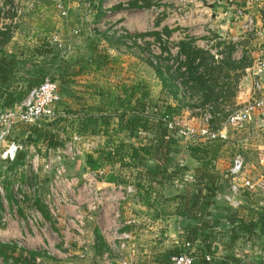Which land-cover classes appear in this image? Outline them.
<instances>
[{
	"label": "crops",
	"instance_id": "crops-1",
	"mask_svg": "<svg viewBox=\"0 0 264 264\" xmlns=\"http://www.w3.org/2000/svg\"><path fill=\"white\" fill-rule=\"evenodd\" d=\"M24 1H4V5H14L19 2L26 5L31 1L37 2ZM100 1L79 0V18L77 19L75 14L71 17L73 21L79 20V29L76 26L71 27V23L70 28H67L65 22L70 18L69 12L66 11V16H61L54 3L52 8L56 12L50 10L40 15L24 13L20 17L12 15L9 18L10 25L5 27L6 31H1L10 35V39L5 44H0V51L16 56L19 65L21 62L24 63L26 69H32L31 67L47 69L49 66L48 70L58 83L59 102L56 108L68 117H75L65 123L56 121V129H63L61 125H65L68 134L73 131L78 132L83 142L92 148L91 153L84 155L75 166L83 168L87 155L96 156L102 151L110 152L113 163L109 165L112 167L111 171L104 175L105 182L107 177L112 176L117 181L111 183L124 182L135 188L134 196L122 205L118 220H113L108 211L98 217L97 222H101L99 227H102L103 232H107L108 236L114 238L115 247H119L121 243L119 239L121 233L130 232L133 236V240L127 243L126 249L122 252V258L114 253L108 255L98 250L97 253L102 255L101 263L168 264L169 259L167 260L165 255L182 245L184 228L196 223L190 218L176 215L179 204L177 197L187 191H193L197 177L201 176L202 171L214 174L217 181L222 184L233 160L227 158V147L234 146L240 149L245 160L243 169L245 175H256L262 169L258 162L264 155V114H255L244 130L236 132L230 129L228 140L224 142L209 141L200 136H195L191 140L177 138L173 145L174 152L170 155V165L164 176L151 175L149 171L154 169L157 161L151 154L144 155L141 148L155 144L153 139L158 123L151 117L154 106L148 105L159 104L157 105L159 110H166L175 115L182 124H185L182 119L185 107H181L177 100L163 89L155 73L150 77L157 84V92L153 94L151 89L142 87L147 90L145 93L135 80L121 78L117 71L107 68L110 62L100 60L101 53L112 54L115 51L108 45L101 47L104 49L100 50L88 44L87 37L98 30L91 28H99L103 23L105 25L102 21ZM245 2L240 4L242 8H245ZM219 4L223 5V3ZM94 5H97L95 7L97 13L91 11L89 13L88 6ZM227 9V12L217 11L215 16H212L213 21H220L221 18L227 21V24L219 27L214 24L209 25L207 29L202 28L197 34L209 36L214 31L220 36L219 39H225L227 36V40L231 43L238 40L241 36L239 34L242 33L239 29L241 24L235 20L231 9L228 7ZM251 11L258 23L257 13L253 9ZM120 15L118 13L112 19L116 20ZM197 19L200 21L203 17L199 16ZM214 27L216 30L213 29ZM62 38L66 39L62 40ZM75 41L77 46L74 44ZM41 47H50L58 56H40L37 50ZM23 52H29V59L21 54ZM126 71L128 68L125 67L124 72ZM109 72L111 75L107 74ZM243 84H240L235 104H241L248 98L250 79L247 70ZM136 120L141 122L140 125L135 124ZM63 136L60 134L61 139H64ZM36 146L40 149L45 148L42 142ZM131 148L136 149L140 157L133 158ZM105 168L107 167L104 166L97 171L105 174ZM136 183H140L141 187L137 188ZM226 192V187L223 185L222 190L213 198L214 204L209 209V219L217 223L215 227L208 229L213 236L210 243L217 248V252L212 255V261L224 260L227 264L263 261L264 235L252 238L241 233L234 240L231 239L229 230L236 226L237 222L230 223L226 210H223L225 203L218 199ZM234 201L237 206L230 208L236 211L235 218L238 220L256 219L258 213H264V197L260 195H238L234 197ZM128 222L133 223L126 224ZM123 223L125 224L120 228L116 226ZM98 229L95 228L93 245L97 244L95 237L99 236L107 248V242ZM256 233L259 231L256 230ZM111 255L114 258H109Z\"/></svg>",
	"mask_w": 264,
	"mask_h": 264
},
{
	"label": "rangeland",
	"instance_id": "rangeland-1",
	"mask_svg": "<svg viewBox=\"0 0 264 264\" xmlns=\"http://www.w3.org/2000/svg\"><path fill=\"white\" fill-rule=\"evenodd\" d=\"M4 1L9 2V0H0V13ZM36 1L38 3L36 2L35 9L31 12H25L27 13L26 15H40L42 12L50 10L55 11V9L52 8V2L48 0ZM57 1L62 2L67 12L70 14V18L65 22L67 28H70L71 23V27L76 26L79 29V20L73 21L71 19L74 14L77 19L79 18V0ZM132 1H138L137 8H129L128 5ZM100 2L102 3V21L105 22V25H103V23L101 25L103 27L91 28L98 30L87 37L89 41L88 44L90 43L89 45L100 50H103L104 48L102 49L101 47L105 45L110 46L115 50L112 54L101 53L99 55L100 60L110 62L107 68L117 71L121 78L135 80L136 83H139L140 88L144 87L147 90L151 89L153 94H156L158 87L153 81V78L150 77L154 72L152 68H150L149 62L155 61L156 65H159L160 68L162 67V69L168 73V76L177 78L181 83L185 80L184 77L186 74H183L182 77L183 72L177 74L174 70L176 63L175 53H177L178 44L182 41H188L195 47L202 49L208 46H214L212 50L213 53L220 54L222 57L227 54V43L230 44L229 46L236 45L234 46V54H232V56L234 60H240L238 66L243 69H241V71H243V76L239 79V87L240 84H243V77L246 75L248 66L252 64L254 57L260 55L258 50L262 48V45L253 35V32H242L239 34L241 36H239L238 40L233 41V43L227 40V36H225V39H219L220 36L214 31L211 32L209 36L197 34L202 28L207 29L209 25L214 24L219 27V25L223 26L227 24V21L221 18L220 21H213L214 19H212V16L214 17L217 11L227 12V6L224 4V6H220L219 4L225 3L226 0H101ZM252 4L254 5L255 2L252 1ZM19 5H21L22 9L25 8L20 2ZM118 6H121L119 10L116 9ZM95 7H97V5L88 6L89 13L91 11L96 14ZM214 7L217 9H214ZM250 7L248 11L252 9ZM253 11L257 13L256 15L258 17V23L255 20L256 24L260 29L264 28L262 9L255 6L253 7ZM118 13L121 14L120 17L113 20L112 18L116 17ZM199 16L203 17V20L198 21L197 17ZM225 18L227 19V15H225ZM2 25L8 26V24H5V21L0 20V26ZM213 29L216 30V27ZM239 29L241 30V28ZM165 31H172V33L167 37ZM158 36H160V39H157ZM64 39L66 38H62V40ZM74 44L76 46L78 45L76 41ZM166 51L170 53L171 59L162 60L167 55ZM21 54L29 59V52H23ZM53 56L57 57L58 55L54 52ZM157 58L161 60L158 62ZM197 62L198 60L196 63ZM125 67L128 68L126 72H124ZM48 69L49 66L47 69L46 67H39L38 69L34 67L32 70H37V73L44 75L45 78L52 76ZM241 71L229 72V75L233 79L234 76H239L242 73ZM199 72H203V70L200 68ZM107 74L111 75L110 72ZM223 75H227V70H223L221 75H218V91L222 90L223 95V100L221 99L218 105V110L222 111L221 114L227 113L233 108L231 105L227 106V97H229L227 95V79L224 80L222 78ZM31 76L34 77L33 75ZM151 78L152 85L150 81ZM228 83L232 84V81L229 79ZM223 85H225V88H222ZM239 87L237 89H239ZM144 88H142V91H145ZM147 90L145 93H147ZM196 99H198V97H196ZM190 103L194 105L195 108H183L184 115L182 119L185 122V126H190L193 123L196 129H199V127L204 125L200 115L204 113L205 110H208L213 117V109L210 108L211 106H200V103L196 100H192ZM155 104L156 103H153V105L148 106L157 107V105H159ZM223 121L224 120L221 122ZM217 122L218 121L214 123ZM212 127L214 128V124ZM29 131H31L30 128H20L13 133L15 140L23 147L30 144L27 141ZM57 131L58 135H64L63 138L66 139L68 137V131L60 128L57 129ZM191 139L193 138H189V140ZM186 143L188 144L187 141ZM3 148L4 145L0 144V153ZM28 154L31 160L32 154ZM236 154L242 155L239 148L234 146L233 148L227 147V158L232 159ZM25 155H27V152ZM77 164L75 163L74 165ZM70 166V163H68L67 174H69V176H77V178H80L84 173L83 171H79V166ZM8 168L9 166L6 163L0 161V187L3 189L4 194L3 200H1L0 196V213L1 216L9 215V219L7 218L5 224L0 226V243L11 246V249L8 250L6 254V259L0 257V264H21L24 258H29L28 253L34 251L41 253V256L36 258L34 264H100L103 262L101 259L102 255L100 256V253H97L98 250H94L92 242L95 228H99V233L101 232L100 235L102 234L101 236H103L105 242L107 239L109 240L111 236H108L107 232L104 233L103 228L99 227L101 222H97L98 216H93L92 221H88L85 223V226L80 227L76 221L68 223L65 210L61 206L59 208V214L57 217H54L49 212L48 203L53 204V200L61 197V193L66 192V190L60 185L53 187V175L34 176L32 163H28L24 169L21 168L19 170L21 171L19 173L23 174V178H19L18 180L20 181L17 183H20L24 189L22 190L24 191V200L19 203L16 202L14 199V184L11 185V189L10 185L8 189L5 188L7 181L12 182L11 173L13 169L10 171ZM43 168L44 162L39 161V163H37V169L42 171ZM111 169L112 167L109 166L105 168L106 173L103 174L101 172L102 177L104 178V175L108 174ZM131 173H134V171H131ZM227 173L228 171L224 179L227 178ZM34 178H36L37 181H34ZM32 187H36V189L32 191ZM50 189L53 190L52 196L50 194ZM9 193L10 198L8 195ZM226 207H228V205L224 204V208ZM7 208L9 213L6 212ZM79 209L82 210L81 207H79ZM107 248L104 244V248L99 249V251L108 255H110L109 253H113ZM112 256L113 255H111V257L109 256V258H114Z\"/></svg>",
	"mask_w": 264,
	"mask_h": 264
},
{
	"label": "built area",
	"instance_id": "built-area-1",
	"mask_svg": "<svg viewBox=\"0 0 264 264\" xmlns=\"http://www.w3.org/2000/svg\"><path fill=\"white\" fill-rule=\"evenodd\" d=\"M48 1L54 3L55 8L61 16H66L67 10L62 2L57 0ZM252 1L255 2L254 5ZM242 2H245V0H226L223 4L231 9L235 20L241 24V31L243 33L253 32V35L262 45V48L259 50L260 55L254 57L252 64L247 68L248 78L250 79L248 98L241 104L234 105L226 119L220 123L218 129L212 127L211 120L213 117L208 110H205L200 115L204 125L196 129L195 125L185 126L175 115L153 107L151 117L156 116V122L161 123L167 131L164 140L168 141L179 137L189 139L200 136L205 137L209 141L224 142L228 140L227 135L230 129L236 130V132L244 130L255 114H264V28H259L251 11L255 6L261 8L264 17V0H246L244 3L246 4L245 8L240 6ZM35 5L36 3L31 1L24 5L25 8L22 9L19 3H14V5L3 4L1 6L0 20L5 21V24L9 26V18L12 15L20 17L25 12L32 11ZM249 7L252 8L250 11H248ZM5 27L7 25L0 26V31H6ZM213 48L214 46H208L204 50L209 51L217 59H221L222 56L220 54L213 53ZM175 54L176 61H174L176 63L174 70L185 60L183 56L178 55V47ZM167 56L171 59L168 51L165 57ZM152 63L156 65L155 61ZM160 70L164 76H168V73L162 67ZM179 71L183 72L182 74H186L185 67H181ZM171 82L177 88L181 97L189 96L180 80L171 77ZM58 102V83L54 78L48 76L38 86L32 88L18 105L0 109V144L4 145L0 153V161L11 163L16 159L19 152H27L24 158V168L28 163H32L34 176L53 175V187L60 185L66 190V192L61 193V197L53 200V204L48 203L49 212L54 217H57L59 208L62 206L68 218V223L76 221L80 227L85 226L86 222L92 221L93 216H103L107 211L113 220L116 221L120 217L122 205L134 196L135 188L131 184L106 183L102 177V173L98 171H84L80 178L69 176L67 174V164L73 165L77 163L84 155L91 153L92 150L90 145L83 142L78 132L73 131L71 134H68V137L63 139V146L54 150L48 149L46 146L40 149L33 144L23 147L13 136V133L20 128L42 127L56 121L65 123V121L75 118L61 113L56 108ZM61 127L67 130L65 125H61ZM28 153L32 154L31 160ZM39 161L44 162L42 171L37 169ZM244 162V157L240 154H236L233 157L232 165L228 170L229 183L227 192L218 197V199L232 208L237 206L234 197L238 195H260L264 197V155L258 162L262 169L254 176L244 174ZM181 165L182 163H180ZM34 179V181H37L36 178ZM14 188L15 201L18 203L22 202L24 200L23 187L20 183H14ZM35 189L36 187H32V191ZM50 194L51 196L53 195L52 189H50ZM0 196L1 200H3L4 194L1 187ZM6 212L9 213L8 208ZM7 218L9 219L8 214L7 216H1L0 213V226L5 224ZM132 223L128 222L126 224L130 225ZM124 224H116V226L120 228ZM119 239L121 240L119 247L114 246V238L112 236L106 242L108 248L122 258V252L126 249L127 243L133 240V236L130 232H123L119 236ZM184 247H189V243H185ZM211 258V256H206L205 260L210 261ZM193 262L194 260L190 255L181 253L172 256L168 264H193ZM122 264L126 263L123 262Z\"/></svg>",
	"mask_w": 264,
	"mask_h": 264
},
{
	"label": "trees",
	"instance_id": "trees-1",
	"mask_svg": "<svg viewBox=\"0 0 264 264\" xmlns=\"http://www.w3.org/2000/svg\"><path fill=\"white\" fill-rule=\"evenodd\" d=\"M138 1H132L129 3V8H137ZM121 6H118L116 9L119 10ZM172 31H165V35L169 37ZM10 39V35L7 33H0V44H5ZM160 39V36L157 37ZM222 44V43H220ZM224 44V43H223ZM227 43V54L221 59H217L209 53V51L204 50L199 47H195L193 44H190L188 41H182L178 44V55H181L185 58L184 62L176 68V73H180L181 67H186V76L183 81V86L186 91L189 93L188 97H181L177 88L171 82L170 76H164L160 70L159 65H154L152 62H149V66L153 69L156 77L161 82L163 89H165L168 94H170L181 107L195 108L194 105H191L190 101L196 100L200 106H211L213 109V119L211 124H214V129H218L222 120H225L229 112L221 114L222 111L218 110L219 101L223 98L222 90L219 89L218 75H221L223 70H227V75H223L224 80L227 79V106L231 105L234 107L235 100L238 92L239 79L243 76V71L241 67L238 66L240 60H234L232 54H234V46H229ZM166 50V49H165ZM40 56L53 55V51L50 47H41L37 50ZM167 52V51H166ZM16 57V56H15ZM14 55H9L0 51V109L10 108L15 105H18L28 94V92L38 86L44 78V75L38 74L37 70L33 71L32 69H26L24 63L18 62V59ZM170 57H164L162 60H168ZM158 62L161 60L157 58ZM198 62L196 63V61ZM202 69L203 72H199V69ZM243 70V69H242ZM241 71L242 73L239 76H234L232 79L229 75V72ZM33 73V74H31ZM33 75L34 77H32ZM53 78V76H51ZM183 77V74H182ZM229 79L232 81L228 83ZM225 88V85L222 86ZM221 88V89H222ZM198 97V99H196ZM223 100V99H222ZM213 106V108H212ZM166 113H169L165 110ZM170 114V113H169ZM153 116L152 118H155ZM221 120V121H220ZM218 121L217 123H214ZM136 125H140V121L136 120ZM146 124V123H145ZM56 122L46 124L42 127H31L27 141L30 144L37 145V143H44L48 149H57L63 146V139H61L60 134L58 135ZM155 136L153 141L154 145L141 148L144 155H152L153 158L157 161L153 170L149 171L151 175H160L163 177L168 166L170 165V155L174 152V143L176 139L164 140L165 135L167 134L166 129L161 123L156 125ZM133 158L140 157L137 150L131 148ZM24 158L25 153L19 152L16 159L11 163H6L9 166V170L13 169L11 173L12 182L7 181L5 188L8 189L10 185L17 183L19 178H23V174H20L19 171L21 168L24 169ZM113 156L110 152H99L96 156L87 155L85 157V162L83 168H79V171H97L103 169L104 166L108 167L110 163H113ZM5 163V162H4ZM123 164V163H122ZM108 165V166H107ZM71 165L70 167H74ZM129 166V165H128ZM7 170V169H6ZM7 172V171H6ZM17 177V178H16ZM203 180H206L203 182ZM22 181V180H21ZM117 179L109 176L106 178V182H116ZM226 182V184H225ZM124 183V182H117ZM229 177L227 173V178L222 181V184L217 181V178L214 174H207L202 171L200 177H197V184L192 192L187 191L180 194L177 198L179 200L178 209L176 215L179 217L190 218L196 223L193 226H187L184 228V240L181 241L182 245L169 251L165 257L170 260L172 256L179 255L181 253H186L190 255L194 262L193 264H227L224 260L219 261H206V256H211L217 252V248L212 246L210 239L213 237L208 229L215 227L217 223L212 221L210 218L209 209L214 204L213 198L222 190L223 185L228 188ZM127 184V183H124ZM136 187L140 188L141 184L136 183ZM10 198V193L8 194ZM232 208V207H231ZM230 206L223 208L226 210L227 219L231 224L237 222V225L229 230L231 234V239L234 240L239 236V234L244 233L245 235L258 238L264 235V213H258L256 219L251 218L247 221L243 219L235 218L236 211H232ZM211 225V226H210ZM215 225V226H214ZM256 230L259 233H256ZM96 245L95 250L104 248V242L100 240L99 236L95 237ZM185 243H189V247H184ZM14 247V245H13ZM11 249V246L8 244L0 243V257L6 259V254L8 250ZM29 258L23 259L21 264H34L37 257L41 256V253L34 251L29 252ZM263 261L252 260L249 264H264V247L262 249ZM169 263V261H168Z\"/></svg>",
	"mask_w": 264,
	"mask_h": 264
}]
</instances>
